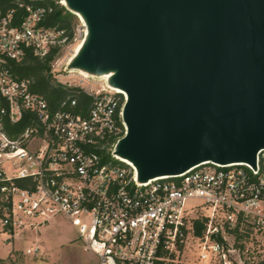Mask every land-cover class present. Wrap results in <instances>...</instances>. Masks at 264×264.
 I'll return each mask as SVG.
<instances>
[{
  "label": "built area",
  "instance_id": "2783aa9c",
  "mask_svg": "<svg viewBox=\"0 0 264 264\" xmlns=\"http://www.w3.org/2000/svg\"><path fill=\"white\" fill-rule=\"evenodd\" d=\"M50 10L24 2L0 9L4 233L37 238L60 217L97 264H174L190 246L201 262L254 264L246 260L250 249L244 242L264 236V149L255 165L210 161L138 182L135 167L114 154L127 129L124 92L105 78L67 70L70 58L64 74L54 75L59 86L86 94L83 104L72 96L51 104L30 78L18 75L29 51L44 57L74 39L65 28L45 24ZM53 61L49 73L60 67ZM26 118L27 126L11 136L9 128ZM26 253L38 257L42 249L35 245Z\"/></svg>",
  "mask_w": 264,
  "mask_h": 264
},
{
  "label": "water",
  "instance_id": "95a60500",
  "mask_svg": "<svg viewBox=\"0 0 264 264\" xmlns=\"http://www.w3.org/2000/svg\"><path fill=\"white\" fill-rule=\"evenodd\" d=\"M86 34L67 70L124 90L114 154L138 182L264 149V0H66Z\"/></svg>",
  "mask_w": 264,
  "mask_h": 264
},
{
  "label": "rangeland",
  "instance_id": "374dc122",
  "mask_svg": "<svg viewBox=\"0 0 264 264\" xmlns=\"http://www.w3.org/2000/svg\"><path fill=\"white\" fill-rule=\"evenodd\" d=\"M55 3L65 6L62 0H54ZM66 10H68L66 8ZM74 14V13H73ZM74 30V39L67 46L59 51L53 62L59 60L58 70L50 73L52 81L57 84V78L54 74H64L63 67L67 59L75 51L77 45L81 43L86 34V26L74 14L71 18ZM50 71V70H49ZM39 239H35V233L28 234L24 239H14L13 245L18 250L19 260L25 264H97L95 255L83 247L81 241L77 239V232L64 219L55 218L48 227L37 232ZM33 236V237H32ZM3 237L0 238V248L5 246ZM245 246L250 249V255L246 256L248 261L254 264L264 262V236H254L252 240H245ZM39 245L42 249V255L33 257L26 253V249L31 246ZM175 261L174 264H210L209 261L201 262L193 251V247L186 248V253L182 261Z\"/></svg>",
  "mask_w": 264,
  "mask_h": 264
},
{
  "label": "trees",
  "instance_id": "16d2710c",
  "mask_svg": "<svg viewBox=\"0 0 264 264\" xmlns=\"http://www.w3.org/2000/svg\"><path fill=\"white\" fill-rule=\"evenodd\" d=\"M20 2L29 3L32 5H45L51 10L49 11L45 24L58 25L65 28L70 37L74 35L71 18L73 13L66 10L65 6L55 3L54 0H0V9L3 12L18 7ZM59 48H52L44 57L35 55L29 51L24 61L18 64L16 71L20 77H28L32 81L33 89L37 93L44 96L51 104H55L58 99H65L67 97H77L80 104L89 101V97L84 93L67 90L58 84H55L49 73L51 62L56 58ZM29 118H26L19 125L9 128L11 136L17 135L28 124ZM201 232V227L197 228V233ZM3 260L0 259V262ZM260 264H264L261 262Z\"/></svg>",
  "mask_w": 264,
  "mask_h": 264
},
{
  "label": "crops",
  "instance_id": "0c3cea01",
  "mask_svg": "<svg viewBox=\"0 0 264 264\" xmlns=\"http://www.w3.org/2000/svg\"><path fill=\"white\" fill-rule=\"evenodd\" d=\"M3 237V242H5V246L0 248V259L3 261L0 264H25L19 260L18 250L15 249L13 242L14 239H10L7 234L4 233L3 227L0 223V238ZM33 237V236H32ZM35 239H39L40 237H35ZM15 239H24V238H15ZM43 253V252H42Z\"/></svg>",
  "mask_w": 264,
  "mask_h": 264
},
{
  "label": "bare ground",
  "instance_id": "6f19581e",
  "mask_svg": "<svg viewBox=\"0 0 264 264\" xmlns=\"http://www.w3.org/2000/svg\"><path fill=\"white\" fill-rule=\"evenodd\" d=\"M62 3L65 4V5H67V1H66V0H62ZM76 14H77V16L80 18V20L85 24V22H84L85 20H84L83 16H82L80 13H78V12H76ZM81 45H82V42L79 43V44L77 45V47H76L75 51L73 52V54H74L75 52H78V50L80 49ZM70 57H71V56H70ZM70 57H69V58H70ZM78 72H79V74H87V73L84 72V71H78ZM114 89H116V90L119 91V92H124V90H122V89L119 88V87H115ZM118 157L121 158L122 160H124L125 162H128V163L132 164V165L135 167V165L133 164V162L130 161L129 159L124 158V157H122V156H120V155H118ZM135 168H136V167H135Z\"/></svg>",
  "mask_w": 264,
  "mask_h": 264
}]
</instances>
